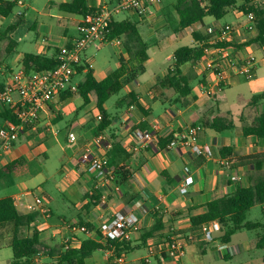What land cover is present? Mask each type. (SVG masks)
<instances>
[{"label":"crops","instance_id":"1","mask_svg":"<svg viewBox=\"0 0 264 264\" xmlns=\"http://www.w3.org/2000/svg\"><path fill=\"white\" fill-rule=\"evenodd\" d=\"M11 1V0H9ZM107 0H88V5L95 8ZM177 0H147V10L142 19L131 12H123L115 16V20H128L136 24L142 40L152 39L157 35L160 43H154L158 51H164L163 67L160 68L161 57L156 52L149 55L143 63V69L124 84L123 88L104 103V110L109 119V126L98 131L100 115L96 107V95H89V102L84 104L78 94L73 93L63 101L58 98L40 115L38 121L21 134L15 145L8 151L0 153V169L10 162L21 160L14 172L0 178V199L11 198L14 206L21 214H34L32 224L24 231L30 236L38 233L41 243L42 262L56 264L58 254L64 248L63 236L69 237V249L78 250L84 240L100 242L104 249L94 251L84 260V264H114L116 258L122 264H264V253L255 248L257 230L241 229L230 238L229 243H221L216 234L212 242L196 240L186 246L185 256L179 261L167 258L160 259L157 246L170 234H185L190 229V218L206 211V204L235 191L237 187L247 188L251 181L261 173L253 162L246 158L263 155L264 144L252 136L245 137L241 126L248 125L257 114L264 113V98L252 103L253 96L263 91L249 90L246 106L234 113L230 107L221 105L223 91L230 87H238L240 82L258 83L263 81L264 87V45L249 43L240 49L222 48L218 44L230 42L243 44L250 42L256 35L249 29V23L242 11L228 10L225 23L211 17L203 19L202 24H195L189 29L177 30L178 18L173 9ZM70 0H17L16 6L6 17H0V33L21 20L14 30L7 32L6 37L15 45L8 52L9 44H0V83H6L19 69L23 68L21 60L24 54L42 55L48 58L55 56L57 50L77 37V26L83 16L60 12L57 4ZM254 5L264 6V0H252ZM240 5V1L237 6ZM223 17V18H224ZM207 20L209 22H207ZM221 20V19H220ZM230 25L232 31L229 39L210 37L206 42L196 43L192 33H203L210 26ZM205 30V33H206ZM256 32V31H255ZM120 44L108 43L114 50L117 60L114 67H108L100 79L92 68L96 81L103 80L119 67V59H127V54ZM207 43V44H205ZM203 46L204 51L215 54L225 50L238 61L251 58L255 64V78L247 81L234 77L226 86L217 84L212 74L198 75L194 65L189 62L181 66V76L189 89L185 96H180L172 87L162 86L161 80L171 68L173 54L183 46ZM7 46V47H6ZM158 71L147 78L141 75L147 65ZM101 74V73H100ZM76 81H83V73L78 74ZM128 94L136 96V104L123 102ZM76 96L81 98L76 105ZM224 96V95H223ZM111 107L107 102L112 98ZM226 98V97H225ZM138 106V107H137ZM212 117H219L232 122L236 127L232 130L216 132L210 126ZM0 118V127L4 124ZM64 123L63 126H60ZM192 125H201L199 143L211 148L210 157L195 156L183 148L175 139L174 133ZM153 131L157 138L172 136L173 139L165 148L153 143L148 148L139 146L133 131ZM73 134L76 141L70 143L68 135ZM101 134L111 144H119L129 157L111 165L112 178L96 182L85 171L81 162V154L87 145H92L95 136ZM228 147L231 155L220 156V149ZM110 149V150H111ZM109 150V151H110ZM101 154V150H96ZM229 159L228 168L219 166L220 159ZM192 182L185 194L180 192L185 178ZM32 190L42 196L48 203L50 218L45 220L39 213L25 210V203L30 198L16 203L14 200L22 191ZM259 206L260 210L264 206ZM254 206V207H255ZM246 212V217L254 209ZM132 213L137 222L125 232V250L115 251L114 246L105 248V244L95 235L101 226L115 213ZM261 218L255 221L262 222ZM60 225L58 234L54 227ZM157 226L151 237L144 234ZM90 227L91 233L86 235L78 229ZM90 230V229H89ZM3 238L0 243V264H10L12 251ZM227 249H221L222 246ZM154 254L149 255V248ZM146 259L148 261H146ZM22 264H35V256Z\"/></svg>","mask_w":264,"mask_h":264},{"label":"trees","instance_id":"2","mask_svg":"<svg viewBox=\"0 0 264 264\" xmlns=\"http://www.w3.org/2000/svg\"><path fill=\"white\" fill-rule=\"evenodd\" d=\"M117 0H111L115 2ZM240 1V5L237 3ZM17 0H0V17L8 16L14 7ZM57 9L60 12L86 16L93 15L97 10L88 5V0H70L68 3L57 4ZM173 9L178 18L177 30H185L191 28L195 24H202L203 19L211 17L218 21L222 19L228 10L237 9L242 11L243 15L254 16V25L256 36L250 41L240 45L230 42L219 43L222 48L233 47L240 49L247 46L249 43H257L260 46L264 45V6L261 8L252 3V0H177L173 5ZM21 20L12 24L5 33H0V44H9L8 52L15 45L6 37V33L14 30L20 25ZM209 38L211 35L207 34ZM200 33H192V37L196 43L205 42L208 37ZM118 39L122 42L127 59H119V67L107 75L103 80L96 81L93 75L92 68L83 63L77 67V74L83 73V81L78 84V94L82 98L84 104L89 102V95L94 92L96 95V107L101 115V120L98 124V131H102L109 126V119L104 110V103L113 95L117 94L124 86L127 80L132 79L138 72L143 69V63L148 59L147 45L142 40L135 23L122 20L117 21L112 17L109 21L108 40ZM7 47V46H6ZM204 47L199 45L196 47L183 46L175 50L173 54V62L167 74L159 80L162 86L172 87L180 96H185L189 89H185L183 84L185 80L181 76L180 68L182 65L189 62H196L203 55ZM56 55V54H55ZM55 56L48 58L42 55L24 54L21 65L25 72H37L42 70H51L56 66ZM73 93L65 92L60 95L59 100L63 101L70 97ZM264 98V92L260 95L253 96L252 103ZM123 102L131 105L136 104V96L128 94L123 98ZM138 107V106H137ZM0 118L3 122L16 123L15 117L6 108L0 109ZM205 125L210 126L214 131L220 132L232 130L236 126L232 122H228L219 117H212L211 122ZM138 129L142 130L140 126ZM242 134L252 136L259 142L264 144V113L257 114L248 125L241 126ZM173 139L172 136L157 139L158 147L165 148ZM231 155V149L228 147L220 149V156ZM109 166L117 164V158L124 161L129 157V154L123 150L119 144H114L108 152ZM246 162H253L257 171L262 169L264 163V154L246 158ZM21 163V160H16L8 163L0 169V178L14 172L15 168ZM255 205L264 206V173H261L254 178L249 187H237L235 191L229 195L215 199L206 204L205 213L190 218L189 233L197 234L202 226L217 222L220 225L218 240L221 243H229L231 236L238 230H257L255 236V248L262 250L264 253V208H262V222H247L245 221L246 212ZM34 214H21L14 206L11 198L0 199V243L3 238L7 240V246L12 251V261L10 264H22L35 256L40 250L41 243L38 240V233L33 231L30 236H26L24 231L34 221ZM85 228V227H84ZM86 229H90L87 227ZM158 229L154 226L146 232L143 238L151 237ZM95 235L105 244V248L114 246L115 251L125 250L124 241L117 243L109 239H104L99 232ZM99 249H104L100 242H95L91 239L84 240L78 250L62 249L58 254L56 264H84V260Z\"/></svg>","mask_w":264,"mask_h":264},{"label":"built area","instance_id":"3","mask_svg":"<svg viewBox=\"0 0 264 264\" xmlns=\"http://www.w3.org/2000/svg\"><path fill=\"white\" fill-rule=\"evenodd\" d=\"M147 0H117L115 2L102 3L97 12L93 15L82 17L77 26V37L69 44L60 47L55 55L56 66L51 70H42L27 73L23 68L14 73L9 80L0 83V109L6 107L15 117L16 123L5 122L0 127V153L10 150L17 142L19 136L28 128L33 126L39 119L42 112L48 108L54 99H59L65 92L76 93L78 91L77 67L83 63L87 64L85 52L89 46L96 49L108 43L120 44L118 39L108 40L109 21L123 12H131L138 19L145 15ZM249 29L255 30L254 16H246ZM232 28L230 25H213L207 28L206 33L216 39H229ZM194 68L198 75L212 74L218 85L226 86L231 83L234 77H241L247 81L255 78V64L253 59L248 58L242 61L235 59L231 53L225 50H218L215 54L203 51V55L196 61ZM101 120V115L97 117ZM201 125H192L175 132V139L185 149L195 156L210 157L211 148L208 145L199 143V135L202 132ZM134 138L137 144L143 148H148L157 141V136L153 131L134 130ZM70 143L76 141L73 134L68 135ZM92 145H87L81 154V162L85 171L90 174L96 182H102L112 178V171L108 162V152L111 144L101 134L95 136ZM101 150V154L97 153ZM219 166L228 168L229 159H220ZM192 180L185 178L180 192L187 193L188 186ZM30 198L25 203L27 212L39 213L45 220L50 218V210L47 201L32 190L22 191L14 200L20 203ZM137 222V217L132 213L117 212L105 222L99 233L104 239L121 241L125 237L128 228ZM62 227L57 225L54 230L60 234ZM78 229L83 234H90L92 231L83 227ZM220 231L217 222H211L202 226L197 233L170 234L157 246V255L160 259L167 258L172 261H179L185 256L186 246L196 240L212 242L216 234ZM64 250L69 249V237L64 235ZM227 249L228 246H222ZM153 248H149L148 254H154ZM146 261H148L146 259ZM121 258H116L114 264H122ZM35 264H54L52 262H42L41 252L35 254Z\"/></svg>","mask_w":264,"mask_h":264},{"label":"rangeland","instance_id":"4","mask_svg":"<svg viewBox=\"0 0 264 264\" xmlns=\"http://www.w3.org/2000/svg\"><path fill=\"white\" fill-rule=\"evenodd\" d=\"M111 0H107L106 2H110ZM245 16V15H244ZM246 17V16H245ZM229 16H226L224 18H222L221 20H219L221 23H225L227 20H229ZM207 22H209L207 20ZM206 28L203 30L202 35L203 36H207V33H205ZM253 31V34L256 35V29L251 30ZM209 39V36H207ZM146 43H148L149 45V55L151 56L155 51L156 56L157 57H161L162 59L159 60V62H161L160 64V68L163 67L164 63H163V55H164V51H158V49L153 46L154 43H160V40L158 39L157 35L154 36V38L152 39H146L145 40ZM207 41V40H206ZM205 41V42H206ZM207 44V43H205ZM202 47V46H200ZM85 55H87V58L89 60V63L91 65V67L93 68V70L96 71L98 78L100 79V77L102 76V72L104 73V71L108 68V67H114V65L116 64L117 60L115 58V54H114V50L110 47V46H100L99 48H95L94 46H89L85 52ZM156 71H158L154 66L152 65H147L146 70L144 71V73L141 75L142 78H147L149 77L152 73H155ZM101 73V74H100ZM264 87H263V81H259L258 83L254 82V83H247V82H240L238 87H230L227 88L223 91V95H221L220 97L222 98V102L221 105H226L228 104V107L231 108V110L234 113H237L239 110H241L242 107L246 106L247 103V95H249V90L252 91H263ZM226 97V98H225ZM112 97L108 102H107V106L109 105L111 107L112 101H113ZM76 102L75 104L78 105L81 102V98L79 96H76ZM64 123H62L60 126H63ZM261 218V210L259 208V206H255L254 209L251 211V213H249V215H247L246 219L247 221H255L256 219Z\"/></svg>","mask_w":264,"mask_h":264}]
</instances>
